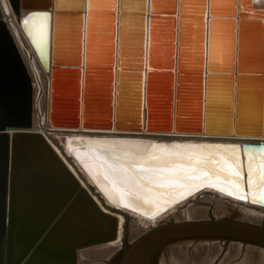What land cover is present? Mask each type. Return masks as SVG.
Returning a JSON list of instances; mask_svg holds the SVG:
<instances>
[{"label":"water","instance_id":"water-1","mask_svg":"<svg viewBox=\"0 0 264 264\" xmlns=\"http://www.w3.org/2000/svg\"><path fill=\"white\" fill-rule=\"evenodd\" d=\"M6 1L49 74L51 126L148 138H162L172 128L181 135L172 137L250 138L256 143L236 144L243 166L245 147L264 150V7L252 8L250 0H199L197 5L165 0L162 6L140 0L130 11L123 0L109 5L104 0L103 6L99 0H75L67 7L59 0ZM131 12L138 19L135 42L121 30ZM4 13L0 4V264H78L79 251L117 239L120 224L33 127L32 79ZM45 13L46 40L39 51L23 21ZM192 19L196 41L188 30L195 27L188 24ZM103 27L104 38L96 32ZM99 51L101 63L94 59ZM128 54L133 66L122 61ZM160 80L168 102L164 117L150 105L153 83ZM245 174L243 167L244 192ZM124 216L123 264H158L164 251L181 243L237 242L264 249V221L167 220L129 241L131 219Z\"/></svg>","mask_w":264,"mask_h":264},{"label":"bare ground","instance_id":"bare-ground-1","mask_svg":"<svg viewBox=\"0 0 264 264\" xmlns=\"http://www.w3.org/2000/svg\"><path fill=\"white\" fill-rule=\"evenodd\" d=\"M103 1L104 0L98 1L102 3L101 6H103V3H105ZM108 1L109 0H107V2ZM161 1L162 4L165 5V0H158L156 1V3L162 6ZM191 1L192 0H184L183 2L190 3ZM198 2L199 0H195L194 5H197ZM75 3V0H59V5L62 7H67ZM109 3L110 2H108L107 4L109 5ZM250 3L253 6L252 8L264 7V0H250ZM0 4L5 10L4 19L6 20L13 34H16L18 36L17 43L19 44L22 57L24 59V62L26 63V66L28 67L30 77L32 79L33 98H35L34 95L37 94L36 87H39L38 100L40 104V109L38 111V105H35L36 111H38V113H36V111L34 113L33 127L42 132V134L48 140L52 148L62 158L67 167L77 177L80 183L90 192L94 200L101 206V208L105 212L115 214V216L118 218L120 229L117 239L106 244L86 248V250H97L96 253H93V255H97L98 257L100 256L104 260H107V258L114 254L115 251L118 250L119 245H122V230L123 224L125 222L124 215L129 216L131 219V222L128 226L129 238H127L129 241H132L137 238L149 227L155 226L157 223L165 222L170 218H173V220L177 221L183 219L189 220L191 218H194V214L196 212H200L202 214L201 216H203L202 218H204L206 217V207H201L202 209L194 208V202L198 199L213 200L215 206L214 212L216 214L218 213L220 215H226L229 211L227 207L229 205L231 208H238L240 213V219L248 220L253 223L262 222L264 216V206L260 205V200H257V202L253 203L250 195H245V199L240 200L237 198V196H229L225 192H221L215 188L205 186L199 188V190H191L189 193H185L183 196L168 193L164 196L154 199L153 193L148 191L146 185H140L137 184L135 181L131 180L129 178L128 173H126L121 167V164L132 161L135 157L146 156L153 144L165 145L169 148H171L172 145L176 144L220 145L222 147L219 149V151L223 152L225 149L231 148L237 143H256L255 140H251L250 138H238L234 137L233 135L225 137L224 139H202L197 138L198 136L190 135H182L183 137H172L181 136L177 135L173 131V128L168 133L160 135L162 136V138H148L135 135H121L117 134L114 130L99 132L95 130L82 129L80 127L66 128L59 126H51L46 117L48 104L49 74L44 72L42 67L40 66V63L38 62L35 54L33 53V50L27 38L23 36L21 30L19 29V24L16 21L14 14L11 13L7 1L0 0ZM123 4L128 8V10L133 11L139 7L140 0H123ZM103 8L105 7H101V10ZM132 14V12L131 14L129 13L128 16L127 14H125L122 20L121 30L123 31V33H125L124 36L126 39L129 37V39L133 40L132 42H135L136 35L138 34V19L135 14ZM106 18L104 22L106 21ZM196 18L197 17H195V19ZM93 22L98 23L99 20L95 19V21ZM104 22H100V24L105 25ZM191 23L195 27L189 26L188 30L191 32L189 35L190 37H192L193 41H196L195 33L197 31V25H195L196 22L194 21V19L189 20L188 24L190 25ZM95 28H97L96 25ZM157 31H161V35L159 34V37H164L165 31L162 30V28L161 30L160 28H158ZM26 32L35 47L39 51H43L46 40V34L41 35V33L33 27V21L31 20L29 21V25L26 26ZM96 32L99 36L104 38L107 35V27H103L101 31ZM132 36H134V38H132ZM132 42L129 46L130 50L134 45V43ZM94 57L93 58L98 62L100 61V63L103 60V55L100 54V51L96 55H94ZM126 57V60L122 58L123 62L131 60L133 56L132 54H128ZM113 68L115 70V61ZM114 70L113 73H115ZM33 74L34 77L32 76ZM133 85L134 84H132V86ZM185 104L187 105L188 103ZM186 115L189 116L188 113H186ZM262 137H264V135ZM236 147H238V145H236ZM247 150H252L253 154H256L258 156L262 149L252 146H247L244 148L243 153L245 161L244 168L246 171V179L248 159L246 155ZM223 186L227 187V185ZM247 192L248 188L244 193L246 194ZM145 200H148L149 202L145 203ZM186 215L189 216L186 217ZM211 243H215V241ZM237 244L240 245V243ZM177 245L179 249H177V251L182 252L185 248L184 244L181 243ZM174 246L176 245H173L171 247H177ZM197 249H205V246L199 245ZM168 250L164 251L163 255L160 258V261L166 262L165 260L167 259V255L170 252ZM81 251H79V253ZM197 253L193 251L192 256H190L191 258H196V260H193V263H196L197 261L201 260V257H195ZM169 257V260L172 262L174 261L176 264L182 263L180 259L181 257H176L175 252L174 255L171 254V256ZM213 258L214 257H212V259Z\"/></svg>","mask_w":264,"mask_h":264},{"label":"snow or ice","instance_id":"snow-or-ice-1","mask_svg":"<svg viewBox=\"0 0 264 264\" xmlns=\"http://www.w3.org/2000/svg\"><path fill=\"white\" fill-rule=\"evenodd\" d=\"M93 5L88 4L91 9ZM48 15L32 14L23 21L25 26L33 21V27L41 35L46 34ZM220 145L176 144L151 146L146 156L135 157L121 164L129 178L137 184L146 185L153 198L168 193L183 196L191 190L208 186L229 196L245 199L250 195L253 203L264 201V150L259 155L247 150V188L243 191V164L240 149L236 146L219 151ZM131 155V154H126ZM223 185H227L224 187ZM145 200V203H148Z\"/></svg>","mask_w":264,"mask_h":264},{"label":"rangeland","instance_id":"rangeland-1","mask_svg":"<svg viewBox=\"0 0 264 264\" xmlns=\"http://www.w3.org/2000/svg\"><path fill=\"white\" fill-rule=\"evenodd\" d=\"M129 62H131V64L129 66H133L132 63H136V61H134V60H129ZM90 70H92V69H90ZM100 74H101L100 71L97 70V72H96V78L97 79H99ZM32 76L34 77V74ZM161 77L162 76H159V78H161ZM153 84L155 86L154 87L152 86V89L150 92V105H151L152 109L157 110V112H158V114H160V116L164 117L168 113L167 112L168 111V102L166 99L167 94H166L165 89H163V86L161 85V80L159 82L154 81ZM38 90H39V87H36V93L37 94H35L34 97H35V105L36 106L38 105L37 110L39 111V109H40L39 105L40 104H39V100H38ZM38 111H36V113H38ZM194 205H195L194 208H199V209H202L201 207H206V209H207L206 210V217H210V218H212L213 216L239 218V215H240L238 208H234V207L231 208L229 205L227 206L229 211L226 215H222V214L220 215L218 213L216 214L214 212L215 206H214L213 200L198 199V200H195ZM201 215L202 214L200 212H196L194 214V218H202L203 216H201ZM187 216H189V215H186V217ZM170 221H173V218H170L169 222ZM262 221H264V216H263ZM130 222H129V224H130ZM129 224H128V226H129ZM128 231H129V227H128ZM211 242H213V241H208L205 243L204 242L196 243L197 245L196 244H190V243L184 244L185 248L182 252L177 251L178 245H176L177 247L174 246L176 248L171 247L168 250L170 252L167 255V259L165 260L166 262H164V261L162 262L159 260L158 264H176L174 261L172 262L169 260V258H170L169 256H171V254L174 255V252H175L176 257H178V256L181 257L180 259H181V262L183 264H201V263H203V264H214V263L215 264H264V253H263L264 250L263 249H260V248L255 247V246L252 247V246L241 245V244L238 245L236 242H228V243H222L220 241H215V243H211ZM199 245L205 246V249H197ZM219 245H220V247H219ZM245 246H247V247H245ZM120 247H121V245H119V248ZM193 249H195L196 251ZM96 251L97 250H93V249L82 250L78 256V264H95V263L99 264V263H101L99 261H103L104 259H102L100 256L98 257L97 255H93V253H96ZM193 251L195 253L198 252L195 255V257H197V256L201 257L200 258L201 260L197 261L196 263H193V260H196V258L194 259L193 257L192 258L190 257V256H192ZM212 257H214V258L212 259ZM211 259H212V261H211Z\"/></svg>","mask_w":264,"mask_h":264},{"label":"flooded vegetation","instance_id":"flooded-vegetation-1","mask_svg":"<svg viewBox=\"0 0 264 264\" xmlns=\"http://www.w3.org/2000/svg\"><path fill=\"white\" fill-rule=\"evenodd\" d=\"M127 239H126V242H127V245L129 246L130 243L128 242ZM123 253H124V246L121 245V247L118 250H116L114 254H112L109 258H107V260L105 259L99 264H112V263L113 264H123Z\"/></svg>","mask_w":264,"mask_h":264}]
</instances>
